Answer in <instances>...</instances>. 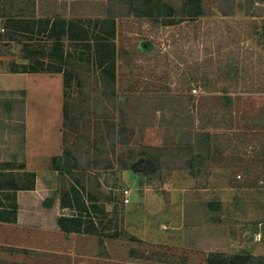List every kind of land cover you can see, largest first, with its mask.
Instances as JSON below:
<instances>
[{
  "label": "rangeland",
  "instance_id": "374dc122",
  "mask_svg": "<svg viewBox=\"0 0 264 264\" xmlns=\"http://www.w3.org/2000/svg\"><path fill=\"white\" fill-rule=\"evenodd\" d=\"M74 3L0 17V77L64 74L68 156L23 170L24 91L0 90V264H264V0Z\"/></svg>",
  "mask_w": 264,
  "mask_h": 264
},
{
  "label": "crops",
  "instance_id": "0c3cea01",
  "mask_svg": "<svg viewBox=\"0 0 264 264\" xmlns=\"http://www.w3.org/2000/svg\"><path fill=\"white\" fill-rule=\"evenodd\" d=\"M77 0H0L3 2L4 9L14 8L15 4H22L28 7L27 12L14 13L3 11L0 14L1 18H34L39 17L51 18L50 12L55 10H67L71 12L70 6ZM83 1V0H79ZM85 1H102L112 2L115 1L118 6H124L125 1L135 2L138 0H85ZM149 2H168L172 0H147ZM185 2L204 0H184ZM51 2L52 8L49 9V3ZM73 2V3H71ZM116 4V5H117ZM72 7V6H71ZM57 12V11H56ZM59 12V11H58ZM116 7L114 9V14ZM53 21V20H52ZM51 21V22H52ZM49 31H44V34ZM1 76V75H0ZM0 90L11 91L10 104L19 102V90L24 91L23 98L25 100V110L22 113L24 119L25 130V142L21 145V149L24 153L25 167L23 170L36 172L38 175L43 176L45 170H53V157L63 156L64 154V123H65V77L62 71H17L11 70L0 77ZM28 82V83H27ZM31 107H39L40 112L43 113L45 109L51 112L53 119V126L51 136L46 138L44 135V129L41 125L30 124L29 115L32 111ZM13 120V119H12ZM15 120V119H14ZM22 122V124H23ZM19 136V132H15ZM2 155V154H0ZM1 159V158H0ZM32 191V190H30ZM42 201L45 200L41 197ZM60 202L57 200V206ZM64 208V207H63Z\"/></svg>",
  "mask_w": 264,
  "mask_h": 264
},
{
  "label": "trees",
  "instance_id": "16d2710c",
  "mask_svg": "<svg viewBox=\"0 0 264 264\" xmlns=\"http://www.w3.org/2000/svg\"><path fill=\"white\" fill-rule=\"evenodd\" d=\"M190 2H199L200 1H190ZM194 7V6H193ZM193 10V9H191ZM199 14H202L201 12ZM204 15V14H202ZM22 107H23V111L25 110V100L22 99ZM24 121V119H22ZM24 122L22 124L21 130L19 132V136H20V140H21V145H24L25 142V130H24ZM53 161H62L63 162V166L62 167H57L58 169H63V167H66L68 165V156L63 154V156H55L53 157ZM65 164V166H64ZM3 172H6L3 170ZM19 188L14 186V187H5L4 190H18ZM1 190V189H0ZM3 190V189H2ZM54 200L53 197H49L47 200L45 199L43 201V205L48 207V208H52L54 205ZM17 207V206H15ZM16 209V208H15ZM72 212L75 211V209H71ZM82 211V210H81ZM82 215L81 214H63L60 217H57V221L56 224L59 228H61L62 230L66 231V232H79L82 231L83 228L82 223H81V219ZM0 220H4V221H12V218L10 217H0ZM94 231H88V232H95ZM253 258V255L251 253H238V254H234L230 257L228 263H221V264H247V261L249 262L250 259Z\"/></svg>",
  "mask_w": 264,
  "mask_h": 264
},
{
  "label": "built area",
  "instance_id": "2783aa9c",
  "mask_svg": "<svg viewBox=\"0 0 264 264\" xmlns=\"http://www.w3.org/2000/svg\"><path fill=\"white\" fill-rule=\"evenodd\" d=\"M201 93V88L198 87V86H193L191 89H190V94L193 95V96H197ZM124 201L126 203H129L131 198H130V189H125L124 191Z\"/></svg>",
  "mask_w": 264,
  "mask_h": 264
}]
</instances>
